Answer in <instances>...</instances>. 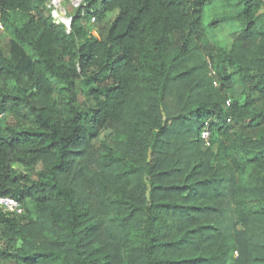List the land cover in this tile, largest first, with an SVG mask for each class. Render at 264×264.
<instances>
[{"label":"trees","instance_id":"1","mask_svg":"<svg viewBox=\"0 0 264 264\" xmlns=\"http://www.w3.org/2000/svg\"><path fill=\"white\" fill-rule=\"evenodd\" d=\"M213 1L85 0L68 31L47 0H0L13 35L8 56L0 30V114L35 120L0 127V195L25 206L0 209V264H264V136L245 134L264 130V0H243L228 52L207 39ZM16 12L31 18L14 23ZM103 13L114 15L106 36L89 34L83 20ZM217 58L234 72L213 75ZM251 72L259 82L227 104L234 76ZM109 128L97 174L80 154Z\"/></svg>","mask_w":264,"mask_h":264},{"label":"rangeland","instance_id":"2","mask_svg":"<svg viewBox=\"0 0 264 264\" xmlns=\"http://www.w3.org/2000/svg\"><path fill=\"white\" fill-rule=\"evenodd\" d=\"M56 0H47V5L51 9V13L53 16V21L56 24L59 23H65L66 28L68 31H70V24L72 22V15L75 12V9L79 8L83 3H85V0H63L60 3H55ZM246 11V6L243 2V0H215L210 4L205 5L204 7V15H203V22H204V28L206 30L207 39L208 41L216 45L219 48L224 49L226 52L230 51L231 45H232V33L242 31L245 27V22L238 18L239 15H242ZM63 15V16H62ZM61 16V17H60ZM30 15L27 14H21L19 12L12 13L11 14V21L17 24H23L29 21ZM114 15L111 14H104L102 16H92L91 18H85L83 20V23L89 32V34L93 36H103L105 37L108 29L110 27L111 21L113 20ZM214 21H219L217 26H213L212 23ZM0 30L3 33L1 46L4 49L6 55H10L11 50V40L13 39L12 31L10 27H7L5 25H2ZM204 58L208 61L209 57L205 54L201 53ZM218 56H221L220 54ZM226 58L224 60L217 58L214 66L210 67V71L213 75L216 74L219 70V66H223L228 69L229 72H234V69L232 66L228 64ZM260 80V76H256L255 72L249 73V76H240L235 75L234 76V85L231 89H228L226 91V95L228 97L227 104L231 103L234 97H243L248 93V90L250 86H252L254 83H258ZM4 85V82L0 79V86ZM215 85L219 87V83L215 82ZM8 88L11 90H17V87L15 83L7 84ZM21 86H23L25 89H27V93L30 94L31 92H34L35 88L32 84V82L26 77H22ZM56 91L53 94V99L57 103H60L62 100L65 99L66 95L64 94L63 88H65L67 85L60 82L59 80L56 81ZM81 100H83V96H80ZM87 104L84 103L83 107H85ZM230 122V119L227 121ZM35 120L34 118H30L28 115H26L24 110L17 111L15 108H12L2 114H0V127H6V126H13V127H22L25 125H34ZM245 130V134L247 136H253L255 139H260L262 136H264V130L263 128L256 127L254 123ZM126 127H128V124H126ZM125 129L128 130V128H125L121 124L118 125L115 130L125 131ZM113 128L105 129L99 132V136L97 139L94 140L91 149L89 152L84 151L80 154L81 159L86 157V160L90 166V169L93 172H99L103 171L102 164L99 161V150L101 146V142L107 138V136L113 131ZM130 130V129H129ZM205 138L208 140V145L211 146V142L209 139V133H204ZM218 145L215 144L212 147L211 156H214V154L217 152ZM35 167L40 168L42 167L41 161H35ZM226 171L229 173L234 174L233 172V166L232 164L224 163ZM15 167H18L20 169H24L26 171L27 167L25 165L16 163ZM234 176V175H233ZM114 181L112 180V183ZM99 201V199H98ZM249 205L257 210L258 206L254 200L249 201ZM28 207L31 211L35 210L34 204L31 200H28ZM31 215H27V218H30ZM29 219L24 220L23 223L28 222ZM39 226H42L47 232H49L51 229V226L41 220H37L34 223L31 224V228L35 229ZM237 228L239 230L243 229L242 224H238ZM237 255V254H236ZM1 264H21L13 260H8L5 262H2Z\"/></svg>","mask_w":264,"mask_h":264},{"label":"built area","instance_id":"3","mask_svg":"<svg viewBox=\"0 0 264 264\" xmlns=\"http://www.w3.org/2000/svg\"><path fill=\"white\" fill-rule=\"evenodd\" d=\"M1 27H2V24H0V28ZM0 209L3 212L8 213V214L19 215L25 211V206L20 199L14 196L0 195Z\"/></svg>","mask_w":264,"mask_h":264},{"label":"bare ground","instance_id":"4","mask_svg":"<svg viewBox=\"0 0 264 264\" xmlns=\"http://www.w3.org/2000/svg\"><path fill=\"white\" fill-rule=\"evenodd\" d=\"M63 0H56V3L58 4V3H60V2H62ZM63 16V15H62ZM61 17V16H60Z\"/></svg>","mask_w":264,"mask_h":264},{"label":"water","instance_id":"5","mask_svg":"<svg viewBox=\"0 0 264 264\" xmlns=\"http://www.w3.org/2000/svg\"><path fill=\"white\" fill-rule=\"evenodd\" d=\"M70 26H71V24H70Z\"/></svg>","mask_w":264,"mask_h":264}]
</instances>
